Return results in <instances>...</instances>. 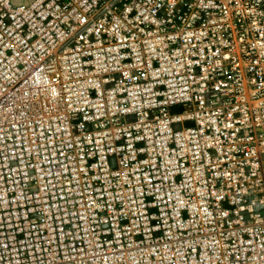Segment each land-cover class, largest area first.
<instances>
[{
    "label": "built area",
    "instance_id": "built-area-1",
    "mask_svg": "<svg viewBox=\"0 0 264 264\" xmlns=\"http://www.w3.org/2000/svg\"><path fill=\"white\" fill-rule=\"evenodd\" d=\"M0 264H264V0H0Z\"/></svg>",
    "mask_w": 264,
    "mask_h": 264
},
{
    "label": "rangeland",
    "instance_id": "rangeland-1",
    "mask_svg": "<svg viewBox=\"0 0 264 264\" xmlns=\"http://www.w3.org/2000/svg\"><path fill=\"white\" fill-rule=\"evenodd\" d=\"M16 2H29L31 0H15Z\"/></svg>",
    "mask_w": 264,
    "mask_h": 264
}]
</instances>
